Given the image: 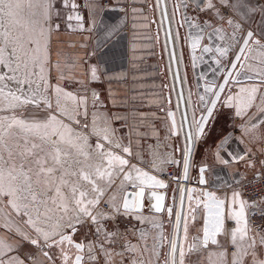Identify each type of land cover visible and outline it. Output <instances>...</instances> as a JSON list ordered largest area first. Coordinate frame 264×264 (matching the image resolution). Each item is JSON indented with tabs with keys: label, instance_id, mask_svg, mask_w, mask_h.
Masks as SVG:
<instances>
[{
	"label": "snow or ice",
	"instance_id": "1",
	"mask_svg": "<svg viewBox=\"0 0 264 264\" xmlns=\"http://www.w3.org/2000/svg\"><path fill=\"white\" fill-rule=\"evenodd\" d=\"M81 6L79 0H0V215L7 230L0 236V264H264V231L252 227L254 218L264 217V147L256 149L264 145V108L244 125L242 136L251 148L227 153L229 158L216 153L225 166L245 161L251 177L235 173L220 195L221 186L208 177L211 166L201 163L202 187L186 183L218 107L248 116L254 101L264 103V0H143L139 7L123 6L125 15L131 7L145 21L149 11L158 15L151 23L159 25L158 42L163 33L173 81L163 85L169 88L167 102L176 95L175 110L161 102L160 111L166 113L168 137H183V143H166L173 152L154 153L150 166L131 141L115 135L109 118L93 113L89 124V98L67 91L62 71L53 77L59 65L51 61L52 37L72 21L85 29ZM83 7L95 14L105 3L87 0ZM98 23L93 15L89 33ZM114 31L98 33L93 52L105 48ZM189 65L195 83L185 96ZM97 72L90 68L92 79ZM91 102L99 103L95 92ZM173 164H182V177L174 172L165 182L161 174ZM253 180L261 195L245 199ZM172 182L178 187L168 204L159 190ZM122 217L150 227L133 225L121 234Z\"/></svg>",
	"mask_w": 264,
	"mask_h": 264
},
{
	"label": "crops",
	"instance_id": "2",
	"mask_svg": "<svg viewBox=\"0 0 264 264\" xmlns=\"http://www.w3.org/2000/svg\"><path fill=\"white\" fill-rule=\"evenodd\" d=\"M79 2L82 5L79 14L88 22L85 29L81 30L77 22L72 21L71 28L62 25L60 32L53 35L51 61L53 65H59V69L53 67V77L58 79L59 72L62 71L65 77L62 83L65 88H76L79 95L87 96L89 99L95 92L99 96V103L94 106V110L102 117L109 118L110 124L114 127L128 131L134 151L140 153L143 160L147 161L148 154L143 152V144L168 135L165 127L166 113L160 111L161 102L165 108H171L166 95L169 88L163 87V85L171 87L166 55L162 52L163 37L160 33L159 42L156 40L157 23H151L159 17L149 11L148 19L145 21L143 17L134 16L131 7L128 9V15L117 8L123 7L126 3H135L139 7L143 0H111L110 8L105 4V10L95 14L89 13L88 9L83 7L87 0ZM105 2L107 0H104ZM93 15L99 23L96 31L89 33L87 29L92 27ZM100 24L103 25V29L100 28ZM112 28L115 31L107 46L93 52L97 34L102 36L104 30ZM93 66L98 68L97 79L91 78L90 68ZM187 73L190 85L194 84L190 65ZM185 87L188 93V85ZM192 91L195 92L196 89L192 88ZM171 101L172 109L175 110L176 101L172 95ZM260 108H264V103L259 99L248 109V116H235L234 109L218 107L216 119L211 121L210 135L207 142L203 143L205 150L203 159L211 166L208 173L210 183L221 186V192L218 193L220 195L226 190L225 183L233 182L235 173L248 174L250 177L251 171H245L247 167L245 161L233 162L230 167L220 164L216 153L219 151L222 156L229 158L227 153L240 155L244 149L252 147L242 133L245 122L249 117H256ZM176 119L179 123L178 114ZM256 136L259 139V133H256ZM259 148L257 144L256 149Z\"/></svg>",
	"mask_w": 264,
	"mask_h": 264
},
{
	"label": "built area",
	"instance_id": "3",
	"mask_svg": "<svg viewBox=\"0 0 264 264\" xmlns=\"http://www.w3.org/2000/svg\"><path fill=\"white\" fill-rule=\"evenodd\" d=\"M105 4H107V2H105ZM120 11L122 10V6H118L117 7ZM123 11V10H122ZM172 138H169L168 135H164L163 137L159 138V139H155V140H151V141H148L146 144H145V150L148 154V162H149V166L153 160V154H163L165 157L168 156L169 154H171V150H172V147H165V144L167 143L168 145H170V142L172 141ZM175 144V142H174ZM260 147H264V145H261L259 144ZM177 166L178 165H171L170 167L166 168L165 172L161 174V178H163L166 182H169L170 181V177L173 175V173L177 172ZM251 177V175H250ZM256 185V181L253 180L252 182V186H249L246 191H245V199H256V198H259L260 195H261V192L257 190V188L255 187ZM124 218V217H122ZM124 219H127V222L125 221L124 222V226L125 228L123 227L122 228V231H120L121 234H123L124 232H131L132 230V224H131V221L134 220L136 221L135 219H131V218H124ZM112 224L113 222L111 220H109ZM109 221H108V224H109ZM264 221V217H256L253 219V222H252V227H253V230H255L257 228V226H260L261 222ZM135 226L137 227H141V225L137 222V224L135 223ZM132 241V243H136V237L135 236H130L129 237ZM115 247H118L119 248V244H117Z\"/></svg>",
	"mask_w": 264,
	"mask_h": 264
},
{
	"label": "rangeland",
	"instance_id": "4",
	"mask_svg": "<svg viewBox=\"0 0 264 264\" xmlns=\"http://www.w3.org/2000/svg\"><path fill=\"white\" fill-rule=\"evenodd\" d=\"M186 86V85H185ZM66 90L67 91H71V92H73V93H77L78 94V90L76 89V88H66ZM89 98V97H88ZM91 99H89V103H88V116L86 117V119L88 120V122H89V124H91V122H92V119H93V113H97L98 114V117L100 118V119H104V117H102V115L100 114V113H98V112H96L94 109H95V107H94V105L92 104V102L90 101ZM93 105V106H92ZM172 108V107H171ZM81 119L83 120V119H85V117H81ZM111 127L113 128V129H115V135L116 136H118V137H120L121 138V140L125 143V144H127L129 141H131V135H130V133L128 132V131H125V129L123 128H117V127H114L113 125H111ZM163 137V136H162ZM95 140H96V137L95 136H93L92 138H91V142L92 143H95ZM153 140H155V139H153ZM179 142H180V144H182L183 143V137L182 138H180L179 139ZM131 143H132V141H131ZM174 144V137L172 138V141L170 142V145H173ZM133 146V145H132ZM198 147H199V150H198V152L195 154V157H194V162H195V167H194V169H192V171H191V176H193L194 177V179H196V174H197V167L201 164V163H205L206 162V159H203V153H204V149H203V143H201V144H199L198 145ZM134 149V148H133ZM141 149V148H140ZM140 149H139V152H140ZM142 149L144 150L143 152H146V150H145V145L143 144V146H142ZM136 151V150H135ZM171 152H173V148H172V150H171ZM146 154H147V152H146ZM175 155H176V153H175ZM148 156V155H147ZM176 158H178L179 159V154L176 156ZM148 160H149V158H148ZM148 160H147V162H148ZM182 164H180V165H178L177 166V172H176V174H179V175H181V172H182ZM242 175H244V174H242ZM248 175V174H247ZM9 219H13V217L12 216H9L8 217ZM127 222V219H124V218H121V220H120V227H119V231H122V228L124 227L125 228V226H124V222L125 221ZM3 223H4V217L2 216V215H0V236H3L4 234H5V232L7 231L6 230V228H4L2 225H3ZM135 223H137V221H134V220H132L131 221V224L132 225H135ZM112 227H113V224L109 221V229H112ZM165 227H167V225L165 224ZM259 228H260V230H262V231H264V221H262L261 222V224H260V226H259ZM193 235H195V232H193ZM77 237H79V238H81V239H83L84 238V233L83 232H81ZM88 237H91V236H88ZM88 239V238H87ZM11 242V241H10ZM117 248V247H116Z\"/></svg>",
	"mask_w": 264,
	"mask_h": 264
},
{
	"label": "water",
	"instance_id": "5",
	"mask_svg": "<svg viewBox=\"0 0 264 264\" xmlns=\"http://www.w3.org/2000/svg\"><path fill=\"white\" fill-rule=\"evenodd\" d=\"M174 27H175V25H174ZM180 31L181 32H183V29H180ZM158 33V25L156 24V34ZM162 37H163V33H162ZM186 71H187V69H186ZM182 74H183V72H182ZM188 74V73H187ZM188 78H189V74H188ZM188 85V88H190V84H187ZM169 93V92H168ZM168 93L166 94L167 95V100H168ZM184 93H185V96H187V87H185L184 86ZM193 100H195L194 99V97H193ZM169 104V103H168ZM171 105V107H172V104H170ZM172 109V108H171ZM172 110H174V109H172ZM192 111H193V109H189L188 110V115H189V118H191V116H192ZM196 115H197V118H199V115H200V112L199 111H197L196 112ZM178 118H179V120H180V117H179V114H178ZM174 142H175V144H180V142H179V140H177L175 137H174ZM179 153L177 152L176 153V156L178 155ZM178 159V158H177ZM194 169V168H193ZM197 169V173H198V167L196 168ZM182 174H183V168H182V172H181V177H182ZM166 182V181H165ZM187 183V186L188 187H197V188H199V187H202V186H200V185H198L197 184V178L196 179H194V177L193 176H191V174H190V180L189 181H187L186 182ZM177 187H178V185L176 184V183H174V182H172L171 184H170V187L168 188V189H162V190H159L162 194H164L165 196H166V202L168 203V204H171L172 203V200H173V195H174V189H177ZM175 196H176V199H177V202H178V200H179V194H178V192L177 193H175ZM145 212H147V210H145ZM164 219L166 220L167 219V217L165 216L164 217Z\"/></svg>",
	"mask_w": 264,
	"mask_h": 264
},
{
	"label": "flooded vegetation",
	"instance_id": "6",
	"mask_svg": "<svg viewBox=\"0 0 264 264\" xmlns=\"http://www.w3.org/2000/svg\"><path fill=\"white\" fill-rule=\"evenodd\" d=\"M196 178H198V173L196 174ZM145 213H147V212H145ZM137 224V223H136ZM144 227H150V226H146V225H141V227L140 228H144ZM76 239L79 241V240H82L81 238H79V237H76ZM84 239V238H83ZM88 241H90V240H92V237H88V239H87ZM87 242V241H86ZM116 250L117 251H120V247L118 248H116ZM56 252L58 253L59 252V250L57 249L56 250Z\"/></svg>",
	"mask_w": 264,
	"mask_h": 264
},
{
	"label": "bare ground",
	"instance_id": "7",
	"mask_svg": "<svg viewBox=\"0 0 264 264\" xmlns=\"http://www.w3.org/2000/svg\"><path fill=\"white\" fill-rule=\"evenodd\" d=\"M165 55H166V54H165ZM166 63H167V66H168V58H167V55H166ZM182 72H183V70H182ZM182 75H183V74H182ZM169 77H170L171 86H172L173 81H172V77H171L170 74H169ZM172 98L175 99V101H176V95H175L174 92L172 93ZM173 102H174V101H173Z\"/></svg>",
	"mask_w": 264,
	"mask_h": 264
}]
</instances>
